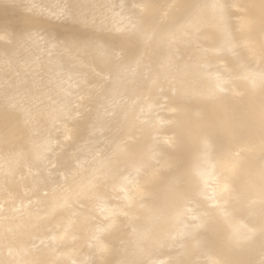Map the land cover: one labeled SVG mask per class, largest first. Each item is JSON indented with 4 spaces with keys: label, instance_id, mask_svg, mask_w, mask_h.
<instances>
[{
    "label": "bare ground",
    "instance_id": "6f19581e",
    "mask_svg": "<svg viewBox=\"0 0 264 264\" xmlns=\"http://www.w3.org/2000/svg\"><path fill=\"white\" fill-rule=\"evenodd\" d=\"M0 264H264V0H0Z\"/></svg>",
    "mask_w": 264,
    "mask_h": 264
}]
</instances>
